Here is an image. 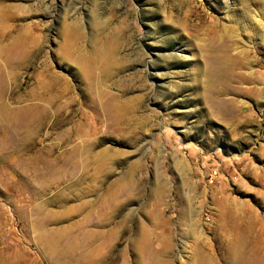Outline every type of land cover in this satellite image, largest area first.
Segmentation results:
<instances>
[{"label": "rangeland", "instance_id": "1", "mask_svg": "<svg viewBox=\"0 0 264 264\" xmlns=\"http://www.w3.org/2000/svg\"><path fill=\"white\" fill-rule=\"evenodd\" d=\"M93 262L264 264V0H0V264Z\"/></svg>", "mask_w": 264, "mask_h": 264}, {"label": "bare ground", "instance_id": "2", "mask_svg": "<svg viewBox=\"0 0 264 264\" xmlns=\"http://www.w3.org/2000/svg\"><path fill=\"white\" fill-rule=\"evenodd\" d=\"M214 32H215V31H214ZM217 34H218V33L215 32V33H214V36H213V37L216 38V39H218V37H219V35H217ZM38 116H39V115H38ZM38 116H37V117H38ZM46 116H47V115H46ZM70 155H72V153H71ZM63 157H64V156H63ZM64 158H65V157H64ZM72 158H73V157H72ZM58 160H59L58 163H59V164H62V161H64V159H62V154L59 155V159H58ZM91 264H97V263H96V262H93V263H91Z\"/></svg>", "mask_w": 264, "mask_h": 264}]
</instances>
